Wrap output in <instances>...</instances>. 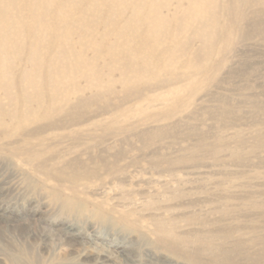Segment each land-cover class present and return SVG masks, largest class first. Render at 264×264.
<instances>
[{
	"label": "rangeland",
	"instance_id": "rangeland-1",
	"mask_svg": "<svg viewBox=\"0 0 264 264\" xmlns=\"http://www.w3.org/2000/svg\"><path fill=\"white\" fill-rule=\"evenodd\" d=\"M0 86V264H264V0H0Z\"/></svg>",
	"mask_w": 264,
	"mask_h": 264
},
{
	"label": "bare ground",
	"instance_id": "bare-ground-1",
	"mask_svg": "<svg viewBox=\"0 0 264 264\" xmlns=\"http://www.w3.org/2000/svg\"><path fill=\"white\" fill-rule=\"evenodd\" d=\"M4 89V87L2 86ZM0 86V89H2ZM7 94V93H5ZM32 153V152H31ZM30 154V151H29ZM59 174L68 176L72 180H76L74 174H65L62 171H59ZM68 205L73 206L74 203L71 200L67 201ZM3 214V213H2ZM0 214V215H2ZM174 222H156V231L159 233L158 243L164 247L169 252L174 255H186L190 260L194 259L199 260V257L202 253H211L213 260L219 264H230V249L224 248V241L229 238V233L225 230H219L213 234L214 239L219 240L220 243L214 244L210 243L205 237H200L194 235V237H186L180 234L175 233L174 231ZM60 233L64 237H73L75 235L80 236L79 232L72 231L70 226H63ZM72 231V232H71ZM196 236V237H195ZM88 256V259L84 261H94L95 264H113L111 258L106 255L104 252H91L89 255L83 253L81 256ZM176 255V256H177ZM185 256V257H186ZM264 257V250L258 252L253 257V260L258 262Z\"/></svg>",
	"mask_w": 264,
	"mask_h": 264
}]
</instances>
